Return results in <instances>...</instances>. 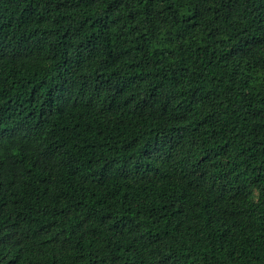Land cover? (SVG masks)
<instances>
[{"label":"trees","instance_id":"obj_1","mask_svg":"<svg viewBox=\"0 0 264 264\" xmlns=\"http://www.w3.org/2000/svg\"><path fill=\"white\" fill-rule=\"evenodd\" d=\"M0 264H264V0H0Z\"/></svg>","mask_w":264,"mask_h":264}]
</instances>
